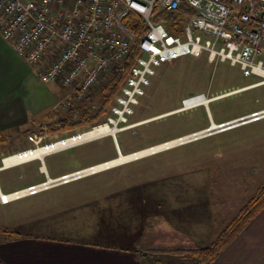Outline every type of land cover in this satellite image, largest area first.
Here are the masks:
<instances>
[{"label": "rangeland", "instance_id": "374dc122", "mask_svg": "<svg viewBox=\"0 0 264 264\" xmlns=\"http://www.w3.org/2000/svg\"><path fill=\"white\" fill-rule=\"evenodd\" d=\"M156 73L130 118L131 122H144L142 125L120 133L117 144L105 137L52 153L44 159L46 172L41 170L40 160L4 169L0 172L3 193L46 182L47 175L58 179L264 109V85L240 89L260 79L244 76L229 62L209 63L207 52L164 63ZM202 94L216 100L208 107L175 112L183 107V100ZM104 99L100 88L80 109L62 106L57 120L52 117L47 123L54 127L65 123L66 128L64 120L77 122L82 108L96 114ZM81 131L61 128L50 134L48 130L46 142ZM28 137L9 134L0 147L1 160L14 155L10 154L20 145L34 149ZM123 164L7 205L0 203V235L7 229L118 246L126 239L141 249L168 245L170 238L164 236L145 239V244L142 234L151 228L206 247L264 184V118ZM188 259L163 255L152 257L151 262L195 264Z\"/></svg>", "mask_w": 264, "mask_h": 264}, {"label": "built area", "instance_id": "2783aa9c", "mask_svg": "<svg viewBox=\"0 0 264 264\" xmlns=\"http://www.w3.org/2000/svg\"><path fill=\"white\" fill-rule=\"evenodd\" d=\"M182 6L191 9L194 16L174 34L164 13ZM132 15L141 20L140 25ZM0 30L23 61L41 66L38 78L43 84L69 91L63 109L81 107L100 88L108 86L111 78L123 77L119 93L101 123L49 143L47 129L43 128L28 137L34 149L56 145L63 151L105 137L117 144L120 133L144 123L131 122L130 118L146 95L151 78L157 75L156 68L184 56L207 52L209 63L229 62L244 76L260 79L241 91L264 85V0H0ZM199 97L208 98L205 94L189 97L183 100L181 109L197 108V104L188 103ZM258 113H264V109L249 116ZM198 133L177 138L178 144L163 151L199 140L202 136ZM94 167L70 174L71 179H64L62 184L102 171H94ZM50 181L47 175L46 182L13 193L0 190V203L7 205L37 195L54 186L46 185Z\"/></svg>", "mask_w": 264, "mask_h": 264}, {"label": "crops", "instance_id": "0c3cea01", "mask_svg": "<svg viewBox=\"0 0 264 264\" xmlns=\"http://www.w3.org/2000/svg\"><path fill=\"white\" fill-rule=\"evenodd\" d=\"M47 86L39 80L38 71L18 56L14 44L5 40L0 30V137L4 141L9 134L30 136L43 128L47 129V141L51 125L48 119L57 120L62 111L56 114L54 111L70 96L67 89ZM55 127L63 128L65 123ZM24 149L20 145L10 155ZM4 169L7 168L0 167V172ZM5 231L9 230H3L0 235V264H153L151 258L144 260L140 246L131 245L126 239L118 246L74 240L69 236L14 231L18 236L4 240ZM213 264H264V209Z\"/></svg>", "mask_w": 264, "mask_h": 264}, {"label": "trees", "instance_id": "16d2710c", "mask_svg": "<svg viewBox=\"0 0 264 264\" xmlns=\"http://www.w3.org/2000/svg\"><path fill=\"white\" fill-rule=\"evenodd\" d=\"M164 16L170 23V31L175 34L181 32L182 24L186 23L191 17H193L194 12L186 6H182L174 12L164 13ZM131 18H134L138 25L141 24V20L136 15H132ZM139 28L140 26H138V29ZM122 81L123 77H113L111 78L108 86L102 88V93L105 95V99L102 107L96 112V114H93L90 108H82L79 111L78 121L70 123L68 120H64L66 121V128H63L68 130L81 129L82 131H84L87 128H91L92 126L101 123L103 120L100 121V118L103 115L106 116L109 113L110 107L113 105L115 97L119 93V84ZM80 108L81 107L77 109ZM61 128L62 127L56 128L49 125V133L51 134L59 131L61 130ZM3 142V138L0 137V147ZM0 164H2L1 156ZM263 209L264 184L258 189L255 196L239 211L238 215L231 221V223L225 228V230L219 235V237L208 246L198 247L184 237L178 238L176 236H171L166 231H153V229L149 228L144 233L145 239L151 240L152 238L164 236L165 238H170V240L166 241L168 244L166 246L161 245L160 248H143L140 252L142 253L145 261H148V258H152L154 256L159 257L163 255H172L182 258L185 261H190V259L188 258H191V260L194 259L195 264H213L217 260V258L249 226V224L263 211ZM4 233V237H6L4 238V240L11 238V236H18L16 232L5 231ZM156 264H159V261H156Z\"/></svg>", "mask_w": 264, "mask_h": 264}, {"label": "bare ground", "instance_id": "6f19581e", "mask_svg": "<svg viewBox=\"0 0 264 264\" xmlns=\"http://www.w3.org/2000/svg\"><path fill=\"white\" fill-rule=\"evenodd\" d=\"M211 101H214V98L213 99H209V98L199 97V98L193 99L188 104H190V103L191 104H197V106L200 107L202 105H204V106L209 105V103ZM187 109L188 108H184V109L177 110L175 112H179V111H183V110L187 111ZM175 112H171V113H175ZM263 116H264V113H258L257 115L249 116V117H246L245 119H240V120L228 123V124H224L222 126L213 123L212 126L209 128V130L204 131V132L200 131V133H198V134L202 136L201 138H205L206 136L215 134L217 132L225 131L227 129L234 128V127L239 126V125L244 124V123H249V122H252V121H258ZM179 142H180V140L175 139L173 141L162 143V144H159L157 146L138 151L136 153H132V154H129V155H121V156L115 158L114 160H110L108 162H104L102 164L96 165L93 170L94 171H98V170H103V169L111 168V167H115V166L117 167L118 165H121L123 163L126 164V162L143 158L146 155L153 154V153H158L160 151L165 150L167 147H173L174 145L178 144ZM65 146H67L66 143H65V145L63 144V147H65ZM56 148H57L56 145H52V146H47V147H43V148L32 149L31 151L26 152V153L16 154V155H12V156L6 157V158H4V161H3V167L11 168V167L20 165V164H22L24 162H28V161H32V160H34V161L35 160H44V158L46 156H48V155H50L52 153H56L57 151L62 150V148L59 149V150H57ZM63 149H65V148H63ZM43 170L45 171V168ZM106 170H108V169H106ZM87 172H88V170L83 171V174L84 173L87 174ZM71 177H72V175H69V176L61 178V179H51L50 178L51 181L48 182L46 185L51 187L52 185L55 186V185H58V184H62V183H65V182H63L64 179H69L70 180Z\"/></svg>", "mask_w": 264, "mask_h": 264}, {"label": "water", "instance_id": "95a60500", "mask_svg": "<svg viewBox=\"0 0 264 264\" xmlns=\"http://www.w3.org/2000/svg\"><path fill=\"white\" fill-rule=\"evenodd\" d=\"M243 122H244V121H243ZM243 122H242V123H243ZM229 123H231V122H229ZM119 155H120V152H119ZM42 165L44 166V161H42ZM2 168H5V167H2Z\"/></svg>", "mask_w": 264, "mask_h": 264}]
</instances>
